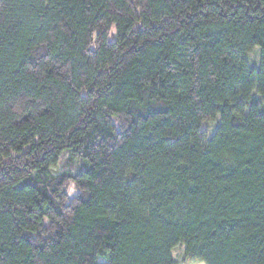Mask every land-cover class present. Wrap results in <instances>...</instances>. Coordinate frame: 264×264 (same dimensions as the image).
Instances as JSON below:
<instances>
[{
	"label": "trees",
	"instance_id": "1",
	"mask_svg": "<svg viewBox=\"0 0 264 264\" xmlns=\"http://www.w3.org/2000/svg\"><path fill=\"white\" fill-rule=\"evenodd\" d=\"M179 245L264 264V0H0V264Z\"/></svg>",
	"mask_w": 264,
	"mask_h": 264
},
{
	"label": "rangeland",
	"instance_id": "2",
	"mask_svg": "<svg viewBox=\"0 0 264 264\" xmlns=\"http://www.w3.org/2000/svg\"><path fill=\"white\" fill-rule=\"evenodd\" d=\"M258 54L259 51L257 49H254V51L248 54V58L253 65H259L260 58ZM217 125H218L217 122L210 121L203 125V129L207 130L210 134H212L217 128ZM64 161H66V159H64ZM64 163L65 162L61 161V163L56 168L53 169V172L60 173L67 170L68 168L65 167ZM173 255L178 260L179 264H203V263H187L185 257V248L183 245H179L175 247L173 249ZM98 262L106 263L105 260H103L102 258H99Z\"/></svg>",
	"mask_w": 264,
	"mask_h": 264
}]
</instances>
